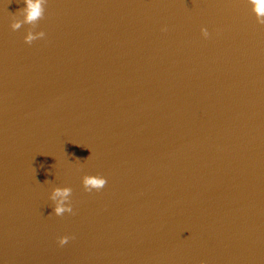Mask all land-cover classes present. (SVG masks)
<instances>
[{"label":"water","instance_id":"obj_1","mask_svg":"<svg viewBox=\"0 0 264 264\" xmlns=\"http://www.w3.org/2000/svg\"><path fill=\"white\" fill-rule=\"evenodd\" d=\"M33 3L0 0V264H264L252 0Z\"/></svg>","mask_w":264,"mask_h":264},{"label":"clouds","instance_id":"obj_2","mask_svg":"<svg viewBox=\"0 0 264 264\" xmlns=\"http://www.w3.org/2000/svg\"><path fill=\"white\" fill-rule=\"evenodd\" d=\"M252 2L255 4V9L258 13L264 14V0H252ZM39 3H33V0H27V8H28V15L26 17L27 22L34 21L38 15V10L40 9ZM258 23L261 25H264V16H262ZM14 28H19L20 23H16L13 25ZM204 36H208V31L204 30ZM29 42L34 39V37L29 34V36L26 38ZM107 184V179L104 177L99 176H86L84 178V189L88 192H91L93 190L99 191L105 187ZM71 189L67 187H57L53 190L51 199L55 202V208H54V215L56 216H63L66 213L71 214L73 212V207L70 202V196H71ZM69 241L68 236L61 237L59 239V244L61 246L67 244Z\"/></svg>","mask_w":264,"mask_h":264}]
</instances>
